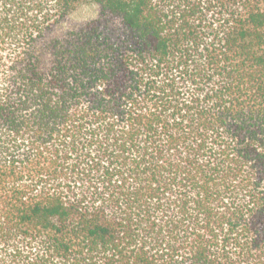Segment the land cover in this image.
<instances>
[{"label": "trees", "instance_id": "1", "mask_svg": "<svg viewBox=\"0 0 264 264\" xmlns=\"http://www.w3.org/2000/svg\"><path fill=\"white\" fill-rule=\"evenodd\" d=\"M0 264H264V0H0Z\"/></svg>", "mask_w": 264, "mask_h": 264}, {"label": "rangeland", "instance_id": "2", "mask_svg": "<svg viewBox=\"0 0 264 264\" xmlns=\"http://www.w3.org/2000/svg\"><path fill=\"white\" fill-rule=\"evenodd\" d=\"M99 14V7L96 4H85L79 7L65 21L54 29V35H62L68 30L83 26Z\"/></svg>", "mask_w": 264, "mask_h": 264}]
</instances>
